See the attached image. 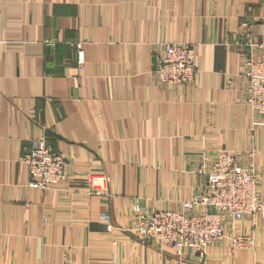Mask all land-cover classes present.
I'll return each mask as SVG.
<instances>
[{
  "label": "crops",
  "instance_id": "0c3cea01",
  "mask_svg": "<svg viewBox=\"0 0 264 264\" xmlns=\"http://www.w3.org/2000/svg\"><path fill=\"white\" fill-rule=\"evenodd\" d=\"M244 19L264 34V0H0V264H264V218L226 224L254 243L223 238L204 259L131 228L135 207L175 209L202 189L222 149L254 168L264 199V125L237 99ZM163 41L194 47L192 83H155ZM41 135L67 163L57 190L27 185L21 159ZM104 172L109 194H85Z\"/></svg>",
  "mask_w": 264,
  "mask_h": 264
},
{
  "label": "built area",
  "instance_id": "2783aa9c",
  "mask_svg": "<svg viewBox=\"0 0 264 264\" xmlns=\"http://www.w3.org/2000/svg\"><path fill=\"white\" fill-rule=\"evenodd\" d=\"M258 21L242 20L236 47L241 57L243 87L237 98L251 109L252 127L264 125V34L258 32ZM79 63L83 62L81 44ZM155 59L152 74L160 86L190 84L197 73L194 47L184 42H157L153 45ZM163 55H162V54ZM22 163L28 169L27 185L39 190L53 191L68 181L69 172L64 156L54 152L41 135L23 152ZM198 173L205 175L202 189L181 200L175 209H155L143 212L135 207L134 225L145 239L171 245L175 255L186 250L204 259L206 250L226 238L231 245L248 248L254 243L252 234L233 230L226 234V224L247 218H264V199L258 193L259 177L250 165H245L231 150L218 151L214 159ZM84 193L103 196L110 192L108 175L88 173ZM109 233L115 227L105 214L101 216ZM114 245L116 242L111 240Z\"/></svg>",
  "mask_w": 264,
  "mask_h": 264
}]
</instances>
